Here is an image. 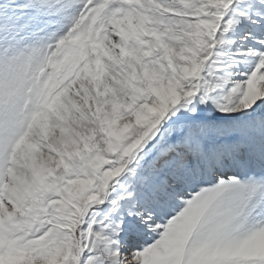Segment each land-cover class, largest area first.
<instances>
[{
  "label": "snow or ice",
  "instance_id": "snow-or-ice-1",
  "mask_svg": "<svg viewBox=\"0 0 264 264\" xmlns=\"http://www.w3.org/2000/svg\"><path fill=\"white\" fill-rule=\"evenodd\" d=\"M0 264H264V0H0Z\"/></svg>",
  "mask_w": 264,
  "mask_h": 264
}]
</instances>
